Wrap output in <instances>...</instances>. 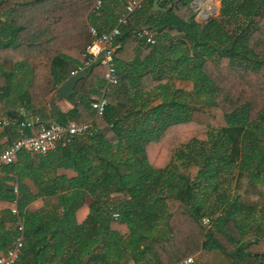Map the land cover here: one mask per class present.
<instances>
[{
  "label": "trees",
  "instance_id": "obj_1",
  "mask_svg": "<svg viewBox=\"0 0 264 264\" xmlns=\"http://www.w3.org/2000/svg\"><path fill=\"white\" fill-rule=\"evenodd\" d=\"M96 1L0 0L6 20H0V74L28 85H20L16 98L26 109L44 102L83 63ZM195 1L161 0L168 11L153 12L154 0H148L133 15L158 43L149 46L133 28L123 29L116 66L120 75L133 69L136 76L122 77L105 115L91 117L89 132L46 156L24 151L15 163L0 165V256L14 244L21 221L24 245L16 264L105 262L104 248L96 252L98 238L109 247L114 231L116 241L126 243L125 236L136 233L127 214L157 204L159 210L142 212L167 220L171 237L160 241L163 250L184 237L191 246L185 257L212 242L233 264H264V0H221V15L204 23L196 21ZM214 8L206 6L203 15ZM105 11L104 3L100 13ZM144 51L150 53L142 60ZM104 72L97 64L77 82L70 97L82 95L76 113L91 108ZM58 114L53 122L35 117L69 123ZM10 120L19 125L25 117ZM61 168L77 177L58 175ZM232 169L242 172L237 188L247 180L254 204L231 193L233 180L226 176ZM120 196L124 200L116 204ZM40 197L48 204L30 211ZM245 224L257 228L256 241L243 243Z\"/></svg>",
  "mask_w": 264,
  "mask_h": 264
},
{
  "label": "crops",
  "instance_id": "obj_2",
  "mask_svg": "<svg viewBox=\"0 0 264 264\" xmlns=\"http://www.w3.org/2000/svg\"><path fill=\"white\" fill-rule=\"evenodd\" d=\"M128 0H105V4L109 8V12L105 11L100 14H94L93 22H90V26H95L101 31H107L114 27L116 25L117 17L124 11L126 2ZM197 2H202V0H197L192 4V7L194 8L195 4ZM103 3V4H104ZM206 6L210 7H216L215 12L219 9L218 3H210ZM205 6V7H206ZM106 7V6H105ZM195 10V9H194ZM212 15V13L210 14ZM210 15L203 17H210ZM210 19V18H209ZM0 20L4 23L6 20L4 17H1ZM92 21V18L91 20ZM196 21L198 22L197 18ZM206 22V21H205ZM199 23V22H198ZM204 23V22H203ZM143 25L140 21V18L138 15L134 16L130 20V24L127 28H133L136 32L139 28H141ZM9 36V33H8ZM7 36V37H8ZM6 38L5 40H8ZM122 47V44H121ZM149 51H144L141 58L144 60L146 56L149 55ZM130 68H127L129 71ZM120 73V72H119ZM121 76V77H120ZM134 77L136 74L134 73V70L131 69V71L119 74L120 77V83L122 82V77ZM19 76H16L14 79H7V77H2L0 74V118L6 120L8 123L7 126L3 131L0 132V154L2 150L12 144L17 138H19L21 132H24L26 134L31 133V129L27 127H22L21 124L18 125V122L11 121L10 118L12 116L14 117V114H19L25 117V122H32L34 118L38 117L39 115L44 116L47 120V122H53L56 119H53L52 115H65L68 116V122H76V123H83V122H89L92 121L91 117L94 116V112L91 108H88L87 110H84V112L78 111L76 113L77 106L79 105V101L82 99V95L76 96L74 98H70L71 96H68L66 98L62 97L58 90L66 83L61 84L58 87V90L51 94L49 97L46 98L44 102L41 104L36 105L32 109H26V107L21 104L20 102L16 101V98L18 96L19 90H21L22 81ZM104 84V80L100 81V85L97 87L98 90L96 93L91 95V98L97 97L99 90ZM21 85V86H20ZM28 85L22 86L27 88ZM19 89V90H18ZM25 89V88H24ZM113 89L109 93V96L113 93ZM85 105V104H83ZM76 113V115H75ZM36 114H39L35 117ZM81 116V121L78 122V116ZM88 115H90V118L87 119ZM40 118V117H39ZM59 118V117H58ZM16 119V118H15ZM11 121V122H10ZM19 160V159H17ZM16 160V161H17ZM1 165V164H0ZM1 166H0V173H1ZM58 175L64 176L68 179H73L77 177V172L71 170V169H58L57 172ZM243 186L238 188H231V193L234 195L236 192L240 193L243 200L246 201L247 205H250L251 203L254 204V197L251 190L250 185L247 184V180L243 181ZM29 185V188L32 193L38 194V189L34 186V184L30 181L27 182ZM245 187V191H241ZM239 190V191H238ZM243 195H246L247 197H244ZM124 198L122 196L117 197L114 202L116 204L122 203ZM48 204V199L45 197H40L38 200L34 201L30 206V211H37L42 208H44ZM156 207V205L152 204H145L144 206L133 207L131 212L129 213V216L127 214L125 219V222H127L128 226L133 227V230L136 231L133 238L129 236H125L126 243H122L120 245L119 242H117V238H114V231L113 234L111 233V236H109L110 244L109 247L106 246V241L102 239V237H99L97 241L96 246V252L102 253V249L104 248V255L107 259L105 262H99L96 263L92 260H89L87 258L81 259L80 264H127L129 261V264H175L176 262L180 261L181 259H185L188 257H193L195 259V264L198 262H205V263H214L217 261V263H225V264H233L234 260L228 256V253H223L219 249L214 248V244L207 245V248H200L195 249L193 251L192 255H189L188 257H185L186 253H189L191 251L190 241L189 244H184V237L179 239L177 242H172L167 249H162L163 245L160 244V241L169 240L171 237V233L168 227L167 220L160 215V217L157 218H150L148 214L143 213L142 209H149ZM163 206V205H162ZM160 207V209L162 208ZM157 210L158 207H156ZM157 214H160L158 212ZM264 225V224H263ZM122 228V230H126L128 232V228L126 225ZM245 227L240 228V234L243 239V243H249L254 242L256 239L259 238L260 233L258 232L257 228L252 224H245ZM191 232V230H190ZM116 236V234H115ZM107 237V236H106ZM115 240V241H114ZM159 242V243H158ZM211 247V248H210ZM244 264H253L250 260H244L242 261Z\"/></svg>",
  "mask_w": 264,
  "mask_h": 264
},
{
  "label": "built area",
  "instance_id": "obj_3",
  "mask_svg": "<svg viewBox=\"0 0 264 264\" xmlns=\"http://www.w3.org/2000/svg\"><path fill=\"white\" fill-rule=\"evenodd\" d=\"M148 0H128L124 11L117 17L116 25L107 31H101L95 26H90L92 42L83 53V63L75 68L70 76L73 77L81 72L90 71V69L100 64L105 67L104 84L99 90L97 97L92 99L90 104L94 118L103 117L109 105V93L114 87L120 84L118 68L116 66V53L121 48L120 39L123 35V29L130 24V20L137 12L142 11ZM103 7V1L97 0L92 12L100 13ZM138 40L149 46H155L158 41L156 33L148 26H142L136 32ZM6 120L0 118V132L7 126ZM22 127L31 129L30 134L21 132L12 144L6 146L0 154V164L11 165L16 162L21 152H29L35 155L46 156L55 151L60 144L69 143L74 137L83 135L93 128V120L83 123H67L61 125L57 123L44 124L39 117L34 118L32 122H24ZM37 126L40 128L37 129ZM15 193L18 189L15 188ZM14 215H18V209L12 210ZM115 219L119 214L113 215ZM203 224L210 228L211 219L205 217ZM24 245V226L19 221L17 238L10 249L0 256V264H16L21 255ZM175 264H195L193 257L185 258Z\"/></svg>",
  "mask_w": 264,
  "mask_h": 264
},
{
  "label": "rangeland",
  "instance_id": "obj_4",
  "mask_svg": "<svg viewBox=\"0 0 264 264\" xmlns=\"http://www.w3.org/2000/svg\"><path fill=\"white\" fill-rule=\"evenodd\" d=\"M211 2L214 3V4L218 3L219 9L215 12L216 7L215 8L212 7V8H214V10H213L214 12L212 13V15H210V18H214V17L216 18V17H219L221 15V11H222V1L221 0H202V2H197L195 4V6H194L195 13H196V18H197V20H198L199 23L205 22L202 19V13H203V11L205 9V6L208 5V4H210ZM210 14H211V12H210ZM203 18H205V17H203ZM145 99L148 100V97L145 98ZM158 103H160V102L159 101H156L154 104H158ZM229 173H233V174H229L226 177L228 179H232L233 182L232 181H229V183H228L227 186L229 187V189L230 188H232V189L237 188V185H238L237 183L240 182L239 173H242V172L240 170H237V169H232ZM243 183L244 182H242L240 184V187L243 186ZM241 191L242 192L245 191V187H243V189ZM243 196L244 197H247L246 195H243ZM197 264H208V263L198 262ZM209 264H225V263H220V262L217 263V261H216L214 263H209Z\"/></svg>",
  "mask_w": 264,
  "mask_h": 264
},
{
  "label": "water",
  "instance_id": "obj_5",
  "mask_svg": "<svg viewBox=\"0 0 264 264\" xmlns=\"http://www.w3.org/2000/svg\"><path fill=\"white\" fill-rule=\"evenodd\" d=\"M153 12H159V11H163V12H167L168 9H163L161 7V0H154V4H153ZM210 17H205L202 18L204 21H207ZM90 74V71H84L81 72L73 77H71L59 90L58 93L66 98L68 96H71L74 94V90H75V86L77 84L78 81L86 78L88 75Z\"/></svg>",
  "mask_w": 264,
  "mask_h": 264
},
{
  "label": "bare ground",
  "instance_id": "obj_6",
  "mask_svg": "<svg viewBox=\"0 0 264 264\" xmlns=\"http://www.w3.org/2000/svg\"><path fill=\"white\" fill-rule=\"evenodd\" d=\"M214 11H212L211 13H213ZM207 15H210V13L209 14H206L205 16H207Z\"/></svg>",
  "mask_w": 264,
  "mask_h": 264
}]
</instances>
